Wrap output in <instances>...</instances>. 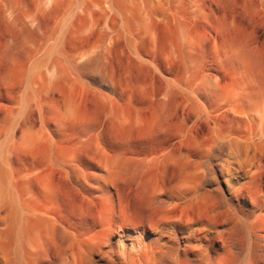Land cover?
<instances>
[{
  "label": "bare ground",
  "instance_id": "bare-ground-1",
  "mask_svg": "<svg viewBox=\"0 0 264 264\" xmlns=\"http://www.w3.org/2000/svg\"><path fill=\"white\" fill-rule=\"evenodd\" d=\"M0 264H264V0H0Z\"/></svg>",
  "mask_w": 264,
  "mask_h": 264
},
{
  "label": "rangeland",
  "instance_id": "rangeland-1",
  "mask_svg": "<svg viewBox=\"0 0 264 264\" xmlns=\"http://www.w3.org/2000/svg\"><path fill=\"white\" fill-rule=\"evenodd\" d=\"M238 19V22H239V27H241V29L245 30V29H251L252 27H256V23L255 21H250L249 19L247 18H243V17H240L238 16L237 17ZM168 38V34L167 32H163L160 36V39H161V42L162 44L165 43V41L167 40ZM207 43L210 42V37L207 36L206 40H205Z\"/></svg>",
  "mask_w": 264,
  "mask_h": 264
}]
</instances>
